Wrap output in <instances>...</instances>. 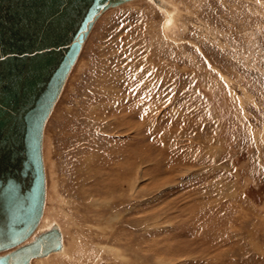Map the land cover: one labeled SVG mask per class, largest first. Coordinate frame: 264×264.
I'll return each instance as SVG.
<instances>
[{"label":"rangeland","instance_id":"1","mask_svg":"<svg viewBox=\"0 0 264 264\" xmlns=\"http://www.w3.org/2000/svg\"><path fill=\"white\" fill-rule=\"evenodd\" d=\"M168 1L91 30L44 136L65 250L31 264H264V0Z\"/></svg>","mask_w":264,"mask_h":264},{"label":"water","instance_id":"2","mask_svg":"<svg viewBox=\"0 0 264 264\" xmlns=\"http://www.w3.org/2000/svg\"><path fill=\"white\" fill-rule=\"evenodd\" d=\"M126 1L0 0V264L63 247L58 223L39 229L45 126L97 19Z\"/></svg>","mask_w":264,"mask_h":264},{"label":"bare ground","instance_id":"3","mask_svg":"<svg viewBox=\"0 0 264 264\" xmlns=\"http://www.w3.org/2000/svg\"><path fill=\"white\" fill-rule=\"evenodd\" d=\"M129 1H131V0H129ZM127 2V1H126ZM125 3V2H124ZM155 3V2H154ZM120 5V4H119ZM156 5V4H155ZM157 6H159L162 10H163V12L166 14V20H165V30H167V28H171V25L173 24V19H175V10H176V8H175V6L172 4V3H170L168 0L166 1V0H158L157 1ZM112 7H114V6H111V8ZM110 9V7L108 8V9H106L101 15H100V17L107 11V10H109ZM164 14V15H165ZM99 17V18H100ZM99 18L97 19V21L99 20ZM97 21H96V23H97ZM95 23V24H96ZM95 26V25H94ZM169 28V29H170ZM93 30V29H92ZM90 35V34H89ZM89 35H88V37H89ZM88 37H87V39H88ZM87 39H86V41H87ZM86 41H85V43H86ZM85 43H84V45H85ZM84 47V46H83ZM82 50H83V48H82ZM82 52V51H81ZM81 54V53H80ZM80 56V55H79ZM79 58V57H78ZM77 61H78V59H77ZM77 61H76V63H77ZM75 63V64H76ZM75 66V65H74ZM74 68V67H73ZM73 70V69H72ZM71 73V72H70ZM69 76H70V74H69ZM69 78V77H68ZM60 98V97H59ZM59 100V99H58ZM55 106H56V104H55ZM55 106H54V108H55ZM54 110V109H53ZM49 120V119H48ZM48 122V121H47ZM47 125V124H46ZM45 129H46V126H45ZM44 136H45V132H44ZM44 144V143H43ZM44 159H45V156H44ZM45 168H46V166H45ZM46 174H47V172H46ZM47 200H48V183H47V196H46V204H45V209H44V214H43V217H42V219H41V221H40V223H39V229H41V228H43V226H51V224L53 223V222H56V221H51V222H47V224H46V221H47V217H49L48 215V209H47V207H46V205H47ZM57 223V222H56ZM59 224H61V223H59ZM60 226V228H61V230H62V232H63V241H64V236H65V233H64V231H63V228L61 227V225H59ZM64 251L65 250V243L63 242V247L60 249V250H56V251H52V252H50L48 255H50V254H52V253H54V252H61V251ZM48 255H45V256H48ZM45 256H37V257H34V258H38V257H45ZM33 258V259H34ZM32 262V261H31Z\"/></svg>","mask_w":264,"mask_h":264}]
</instances>
